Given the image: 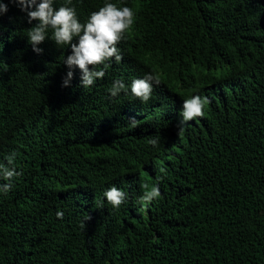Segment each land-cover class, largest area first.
<instances>
[{
    "label": "trees",
    "instance_id": "1",
    "mask_svg": "<svg viewBox=\"0 0 264 264\" xmlns=\"http://www.w3.org/2000/svg\"><path fill=\"white\" fill-rule=\"evenodd\" d=\"M118 1L136 15L123 59L84 88L78 68L62 86L70 47L49 30L35 53L38 22L0 0V165L22 173L0 192V264H264V0ZM104 2L69 6L84 23ZM145 72L163 79L147 103L110 96ZM195 86L210 103L178 136ZM144 184L161 192L146 207Z\"/></svg>",
    "mask_w": 264,
    "mask_h": 264
},
{
    "label": "clouds",
    "instance_id": "2",
    "mask_svg": "<svg viewBox=\"0 0 264 264\" xmlns=\"http://www.w3.org/2000/svg\"><path fill=\"white\" fill-rule=\"evenodd\" d=\"M12 2L17 3L21 10L27 13L29 24L33 21L38 22L27 32L28 43L35 53L42 54L43 49L38 46L49 39V30H51L50 39L56 46L70 47L71 54L67 55L63 61L69 71L62 86H69V81L73 77L72 69L80 70L81 86L87 88L94 85L97 79L105 77L106 70L110 67L109 61L113 58L117 63L122 61L123 56L117 45L125 38L136 16L133 9L123 1L111 3L105 0L98 10L90 13L84 23L79 20L75 7L69 6L72 0H65V3L58 8L54 6L55 0H12ZM7 11V5L0 4V13ZM164 74H168L167 79H171L167 70ZM162 80L158 74L145 72L143 78L133 79L130 86L126 85L122 79L115 80L108 91L111 97H117L121 92L127 94L130 88L134 98L147 103L152 96L154 86H159ZM198 88L195 86L190 90L182 89L183 98H180L177 111L178 136H182L185 129L195 125L199 117L204 116L205 106L210 103L207 97H201L196 92ZM175 91L181 94L180 91ZM130 123L133 128L139 124L135 118H131ZM148 143L156 146L158 139H151ZM15 155L13 153L7 157L9 165L13 164ZM20 175L22 173L17 172L15 167L0 165V177L8 181L0 184V192L7 194L13 186L12 180ZM142 187L145 191L140 197V202L145 207L161 196L158 184L150 188L144 184ZM104 196L113 208H119L127 198V194L116 186L105 191ZM63 216L62 211L57 212L58 219L62 220ZM90 219V216L86 218V220ZM80 227L86 228L85 222H81Z\"/></svg>",
    "mask_w": 264,
    "mask_h": 264
}]
</instances>
